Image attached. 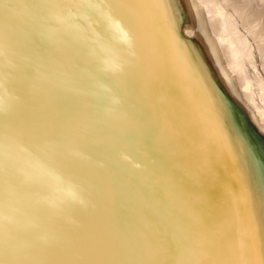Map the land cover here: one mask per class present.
Listing matches in <instances>:
<instances>
[{"label": "snow or ice", "instance_id": "obj_1", "mask_svg": "<svg viewBox=\"0 0 264 264\" xmlns=\"http://www.w3.org/2000/svg\"><path fill=\"white\" fill-rule=\"evenodd\" d=\"M161 2L29 0L24 5L25 38L46 43L62 70L52 78L44 107L31 109L0 134V177L11 162L15 191L34 214H44L49 226L41 228L29 218L25 227L36 228L38 235L9 246L0 224V264H57L74 244L58 223L71 222L70 208L84 203L83 192L98 187L96 169L105 178L120 171L114 156L134 170L127 179L136 186L148 220L151 258L135 264H220L210 245L215 229L199 206H186L188 198L167 161L145 149L158 102L155 87L142 74L136 36L159 55L152 13ZM8 7L9 0H0V9ZM12 15L21 14L12 10ZM191 74L186 68L184 75ZM4 116L0 108V129L6 127ZM201 120L218 183L238 218L235 252L223 243L220 254L230 264H264V193H257L228 158L214 114L206 112ZM97 152L113 167L95 160ZM217 196L215 190L208 192V203Z\"/></svg>", "mask_w": 264, "mask_h": 264}, {"label": "bare ground", "instance_id": "obj_2", "mask_svg": "<svg viewBox=\"0 0 264 264\" xmlns=\"http://www.w3.org/2000/svg\"><path fill=\"white\" fill-rule=\"evenodd\" d=\"M28 2L9 0V7L0 9V108L6 125L0 134L31 109L44 107L53 90L52 78L62 70L46 43L25 38L29 29L22 21ZM12 10L21 15L13 16ZM152 23L159 55L133 33L142 74L155 87L158 102L145 149L167 161L181 194L188 198L186 206H199L215 229L210 245L220 264H230L220 249L229 243L234 254L238 218L209 159L201 117L214 114L228 158L252 180L257 193H264V0H162L153 6ZM186 68L191 76L184 75ZM94 159L113 167L101 153H94ZM113 160L120 171L105 178L103 170L96 169L98 187L82 193L81 208L92 206L102 217L90 222L73 205L69 212L74 207L76 218L71 214V222H59L74 244L57 264H94L103 251L111 255L106 256L110 264L151 258L144 202L127 179L134 170L117 156ZM6 165L0 177V224L10 246L37 236L36 228L25 227L29 218L37 221V214L15 191L12 163ZM213 190L218 196L209 204L207 193ZM110 215L121 216L123 229L111 230L116 217Z\"/></svg>", "mask_w": 264, "mask_h": 264}, {"label": "rangeland", "instance_id": "obj_3", "mask_svg": "<svg viewBox=\"0 0 264 264\" xmlns=\"http://www.w3.org/2000/svg\"><path fill=\"white\" fill-rule=\"evenodd\" d=\"M23 115H26V114L24 113ZM19 120H20V118H19ZM82 205H76V207L79 208L80 213H82L83 217L86 216V217H88L90 219V222H94V221L98 220L100 217H102L101 213L97 209L93 208L92 206L90 207L89 205H84V207L81 208ZM71 214H72V217H73V220H74L76 218V214L74 213V207L72 209V213L68 212L69 219L71 217L70 216ZM110 216H112V215H110ZM112 217H114V218L116 217V223L114 221L115 224L112 225L111 230H113V231L118 230L119 231V230L123 229L122 228V222H121L122 221L121 216L120 215H117V216L114 215ZM76 221L80 222L79 219H76ZM36 223L39 224L41 228H46V227L49 226L48 222L46 221V219L44 217V214H42V213L41 214H37ZM57 226L60 227L61 226L60 223H58ZM35 233H37V235H38V230L37 229H36ZM94 243H95V245L97 244V239H96V241ZM98 254H95V256H98ZM101 254L103 256L100 258V260L98 262H95L94 264H110V263H112V261H111L112 259L106 257V256H108L109 253H107L106 251H103V253L101 252Z\"/></svg>", "mask_w": 264, "mask_h": 264}]
</instances>
